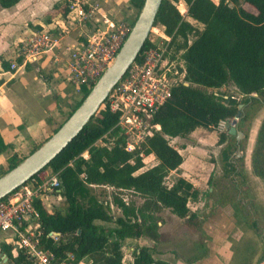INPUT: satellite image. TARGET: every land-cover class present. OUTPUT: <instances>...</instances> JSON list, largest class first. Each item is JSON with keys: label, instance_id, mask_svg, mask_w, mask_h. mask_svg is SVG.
<instances>
[{"label": "trees", "instance_id": "16d2710c", "mask_svg": "<svg viewBox=\"0 0 264 264\" xmlns=\"http://www.w3.org/2000/svg\"><path fill=\"white\" fill-rule=\"evenodd\" d=\"M21 1L0 0V7L11 9ZM71 1H64L63 16L69 14ZM179 1L187 6L186 16L203 24L204 29L193 44L185 48L182 63H177L179 73L184 74L183 81L173 87L171 98L152 120L160 130H153L140 149L126 151L125 136L117 127L119 115L105 102L75 140L44 169L49 168L58 175L59 195L66 204L61 210L49 212L42 200L34 203L39 214L42 244L57 260L72 255L73 260H68V264H125L126 240L146 238L155 244L159 241L158 214L163 209H169L184 220L183 226L188 231H199L200 217L189 207L191 201H198L199 190L182 177L172 186L165 184L169 174L178 171L184 162L179 150L170 145L169 138H185L199 128H216L220 122L235 118L240 111L239 105H243L241 122L246 121L249 111L264 104V0H242V4L239 0H232V4L231 0H162L153 29L173 39L171 53L178 49L176 36L180 25L184 24L176 4ZM144 3L145 0H130L138 11L137 17ZM49 19L47 16V21ZM162 40L160 43H167ZM160 43L152 42L149 36L135 63L143 60L145 51L160 47ZM2 66L9 68L6 62H2ZM228 84H232L241 97H228L224 103L205 91ZM82 92L83 97L76 107L54 127L44 142L67 121L90 89L83 87ZM224 139L225 134H220V142ZM99 142L103 143L99 145ZM43 143L35 145L24 157L12 154L7 169L0 167V177ZM11 148L12 144H7L0 133V156ZM87 150L89 158L83 159L80 155ZM150 155L158 162L143 170L144 157ZM225 161L227 166L231 165L230 156L225 155ZM252 172L264 181V118L252 153ZM233 173H238L235 167ZM92 187L130 191L143 199V203H126L120 193L113 195L112 202L101 201L89 193ZM113 205L121 211L120 216L112 215ZM50 233L61 234V241L52 240L48 237ZM154 249L155 245L137 246L131 253L130 264H171L155 260ZM1 251L14 264L25 261L21 252L13 254L11 245H3Z\"/></svg>", "mask_w": 264, "mask_h": 264}, {"label": "crops", "instance_id": "0c3cea01", "mask_svg": "<svg viewBox=\"0 0 264 264\" xmlns=\"http://www.w3.org/2000/svg\"><path fill=\"white\" fill-rule=\"evenodd\" d=\"M28 1L22 0L15 7L4 9L10 11L12 17L0 22V31L6 33L13 28L12 24L21 23L28 13L31 17L34 16L38 7L34 5L35 1L27 5ZM81 2L89 15L84 23L72 22L70 18L73 14L63 16L61 13L57 17L50 16L49 22L46 17L43 20L44 23L33 24L32 29H28L26 35L19 40L20 46L31 32L37 30L52 32L56 46L48 54L40 56L37 63L12 69L11 63L17 61L18 47L12 48L10 55L4 54L0 57V133L7 144H12V148L0 156L2 168L7 167V161L12 154L16 153L18 157H24L35 145L43 143L52 134L54 127L63 122L68 113L79 103V96L66 78L68 59L73 47L83 42L85 36L92 31L104 29L107 22L124 21L131 24L138 13L137 9L130 4V0H81ZM1 11L0 16L4 14ZM199 25L203 30L204 25L200 23ZM7 37L9 35L5 36ZM0 41H3L2 35H0ZM2 62H6L9 68H4ZM152 157L154 158L153 155ZM47 198L49 196L43 200V203L46 209L52 212L47 207ZM192 212H196L200 217V230L188 231L183 226L184 220L176 216L173 223L180 222L186 233L181 236V233L175 231L171 242L173 247L170 249L163 250L167 243L165 235L167 231H172V225H169L163 217L165 213L172 214L169 209H163L158 214L159 241L156 244L146 238L128 239L126 242L134 245L131 248L132 252L137 246L153 247L155 245L153 258L167 259L165 262L171 264H264V228L260 230L262 237L259 243L250 244L241 249V252L249 253V258H238L233 245L239 238L235 232L237 229L233 227L235 219L222 216L218 218L214 215L209 219L208 227L205 228L203 216L197 211ZM201 234L202 237H200ZM196 235L205 241L203 240L201 244L197 243ZM3 245H11L13 254L18 251L12 244L6 243L3 237L0 242V255L3 257V264H8L11 260L1 251Z\"/></svg>", "mask_w": 264, "mask_h": 264}, {"label": "built area", "instance_id": "2783aa9c", "mask_svg": "<svg viewBox=\"0 0 264 264\" xmlns=\"http://www.w3.org/2000/svg\"><path fill=\"white\" fill-rule=\"evenodd\" d=\"M69 8V14H73L70 18L72 22L81 24L89 18L81 0H72ZM131 29V24L124 21L107 22L104 29L92 31L85 36L83 42L73 47L68 59L66 78L80 100L83 97L82 88L91 90L114 63ZM153 33L159 41L162 38L167 43L161 42L160 47L145 51L143 60L129 68L106 100L111 111L119 115L117 127L125 136L124 148L128 152L140 149L153 130H160L158 125L152 124V120L171 98L172 89L177 84L175 78L180 76L184 78V74L179 73L176 61L171 59L172 53L169 48L173 39L161 36L155 29L152 30L150 39ZM151 41L156 43L152 39ZM55 46L51 31L31 32L20 43L17 61L11 63V68L18 69L37 63L40 56L48 54ZM80 156L88 159V150ZM41 173L0 200V235L3 234L4 241L21 252L25 258L22 264H68V260H73V256L68 255L64 260H57L45 249L41 233L38 231L39 214L35 209V201L37 199L43 201L53 193L59 195L61 187L57 174ZM48 237L57 243L62 238L58 233H50ZM2 260L3 257L0 255V264H3ZM81 263L85 262L78 264Z\"/></svg>", "mask_w": 264, "mask_h": 264}, {"label": "rangeland", "instance_id": "374dc122", "mask_svg": "<svg viewBox=\"0 0 264 264\" xmlns=\"http://www.w3.org/2000/svg\"><path fill=\"white\" fill-rule=\"evenodd\" d=\"M33 1H35L34 5L38 7L33 17L28 13L21 23L12 24L13 28H10L6 33L0 31L3 38V41H0V57H3L4 54L10 55L12 48L18 47L19 51V40L26 35V31L32 29L33 24L44 23L43 20L47 16L57 17L61 14L65 0H29L27 5ZM239 2L242 4V0H239ZM230 3L232 4V0ZM176 4L180 13L184 15V24L180 25V31L176 36L178 49L173 51L171 57H175L176 63L180 64L185 48L192 45L200 36L202 26L186 16L187 6L185 3L179 1ZM249 8L255 12L253 7ZM1 10L4 14L0 16V22L12 17L10 11L3 8ZM155 30L159 33L157 28ZM7 35L9 37L5 38ZM151 39L156 43H160L154 33ZM175 79L176 83L181 82L183 76ZM205 91L216 95L224 103L228 97H241L232 84L224 85L220 89H205ZM263 118L264 104L249 111V118L246 121L241 122V118L239 119L235 128L236 131L244 135L240 142L237 141L236 135L229 132V127L232 126L234 118L220 122L216 128L196 129L185 138H169L170 145L179 150L183 156L184 164L178 171L169 174L165 184L172 186L178 177H182L199 190L200 197L198 201H191L189 207L191 211H197L203 216L205 228L208 227L209 219L214 215L218 218L222 216L235 219L233 227L237 229L235 232L239 235V238L238 241L233 243L234 250L238 258L244 257V259L249 258V253L241 252V249L250 244L259 243L262 237L260 230L264 228V181L254 176L252 172V153ZM222 133L225 134V139L220 142V134ZM225 155L230 156V166L226 165ZM157 162L155 156L154 158L152 155L144 157L145 167L143 170L154 166ZM233 167L236 168L237 174L233 173ZM3 169H7V167ZM51 173V169L48 168L41 175H51ZM89 193L101 201L112 202L113 195L120 193V197L127 202H134L138 205L143 203V199L130 191L116 192L108 187H92ZM46 203L52 212L61 210L66 206L64 198L58 196L57 193L50 194ZM111 213L114 217L121 215V211L114 205L111 206ZM163 217L169 225H172V231H167L165 235L167 242L163 249L165 250V248L170 249L173 247L171 242L175 231L181 233V236L185 235L186 232H184L180 222L173 223L176 219L173 214L165 213ZM3 237L4 235L1 234L0 242ZM196 237L197 243L201 244L203 240L205 241V239H199V235H196ZM200 237H202V234ZM132 247H134L132 243L128 244L125 241L123 259L125 264L132 262ZM14 254L17 255V252ZM157 260L166 261L167 259L157 258ZM8 264H13V261H9Z\"/></svg>", "mask_w": 264, "mask_h": 264}, {"label": "water", "instance_id": "95a60500", "mask_svg": "<svg viewBox=\"0 0 264 264\" xmlns=\"http://www.w3.org/2000/svg\"><path fill=\"white\" fill-rule=\"evenodd\" d=\"M162 0H145L144 6L135 20L132 29L120 49L114 63L103 73L89 94L82 100L78 108L67 121L44 142L35 152L24 159L15 168L0 177V200L31 181L84 130L100 107L106 102L111 91L126 75L129 68L137 61L142 49L149 39ZM188 85V84H186ZM243 105H239L229 132L236 135L240 142L244 135L236 131L235 125L242 116Z\"/></svg>", "mask_w": 264, "mask_h": 264}]
</instances>
